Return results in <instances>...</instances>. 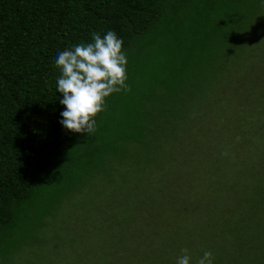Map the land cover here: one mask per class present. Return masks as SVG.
Returning a JSON list of instances; mask_svg holds the SVG:
<instances>
[{"label":"rangeland","instance_id":"374dc122","mask_svg":"<svg viewBox=\"0 0 264 264\" xmlns=\"http://www.w3.org/2000/svg\"><path fill=\"white\" fill-rule=\"evenodd\" d=\"M239 6L231 17L247 28L199 40L187 62L138 43L130 88L152 92L141 101L155 131L119 140L132 156H108L88 188L68 192L42 245L3 264H176L184 248L190 264L204 251L213 264H264V0Z\"/></svg>","mask_w":264,"mask_h":264},{"label":"trees","instance_id":"16d2710c","mask_svg":"<svg viewBox=\"0 0 264 264\" xmlns=\"http://www.w3.org/2000/svg\"><path fill=\"white\" fill-rule=\"evenodd\" d=\"M240 3L247 0H0V264L13 261L20 248L42 245L68 192L80 195L108 156H132L119 140H145L155 131L154 112L141 101L152 92L133 98L123 90L106 98L94 133L66 129L58 53L92 42L93 32L103 37L113 30L124 42L130 86L144 66L132 57L138 43H163L175 54L172 63L187 62L199 40L205 49L208 36L247 28L231 17L245 11ZM196 85L186 95L196 96Z\"/></svg>","mask_w":264,"mask_h":264},{"label":"clouds","instance_id":"9594fccd","mask_svg":"<svg viewBox=\"0 0 264 264\" xmlns=\"http://www.w3.org/2000/svg\"><path fill=\"white\" fill-rule=\"evenodd\" d=\"M123 43L113 30L103 37L93 32L92 42L58 53L55 65L61 75L56 84L63 95L60 103L65 106L60 123L66 129L75 133H94L95 117L106 109V98L122 90L131 91L126 83L128 60L122 50ZM182 252L176 264H190L189 250L184 248ZM213 261V253L204 251L196 264H213Z\"/></svg>","mask_w":264,"mask_h":264}]
</instances>
